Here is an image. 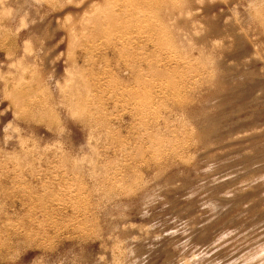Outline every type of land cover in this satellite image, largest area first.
I'll return each instance as SVG.
<instances>
[{
    "label": "rangeland",
    "instance_id": "obj_1",
    "mask_svg": "<svg viewBox=\"0 0 264 264\" xmlns=\"http://www.w3.org/2000/svg\"><path fill=\"white\" fill-rule=\"evenodd\" d=\"M0 264H264V0H0Z\"/></svg>",
    "mask_w": 264,
    "mask_h": 264
}]
</instances>
